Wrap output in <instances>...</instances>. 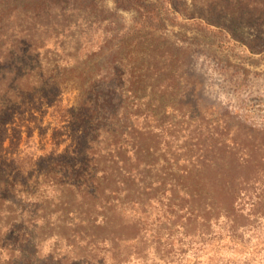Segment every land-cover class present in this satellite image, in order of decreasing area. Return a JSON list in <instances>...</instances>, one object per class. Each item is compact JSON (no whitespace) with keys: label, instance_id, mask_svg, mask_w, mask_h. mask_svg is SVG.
I'll return each mask as SVG.
<instances>
[{"label":"rangeland","instance_id":"374dc122","mask_svg":"<svg viewBox=\"0 0 264 264\" xmlns=\"http://www.w3.org/2000/svg\"><path fill=\"white\" fill-rule=\"evenodd\" d=\"M41 1L17 4L33 10ZM177 2L70 0L75 11L54 10L19 35L9 62L29 79L20 90L37 70L57 86L33 84L21 116L0 103V264H264V30L206 27L172 5L182 10L191 0ZM58 86L72 114L85 105L79 94L94 97L96 116L68 125L76 135L88 127L90 136L99 116L115 112L133 126L115 185L95 194L91 183L84 207L60 206L66 192L39 174L60 121L45 93ZM68 126L61 140L75 145ZM18 151L35 162L23 189L8 183L16 174L7 159ZM200 179L212 195L198 201L188 195L201 190Z\"/></svg>","mask_w":264,"mask_h":264},{"label":"trees","instance_id":"16d2710c","mask_svg":"<svg viewBox=\"0 0 264 264\" xmlns=\"http://www.w3.org/2000/svg\"><path fill=\"white\" fill-rule=\"evenodd\" d=\"M177 1V3H179V0ZM202 1L205 2V6L199 5L198 8H196V0H191L188 5L182 3L184 5L182 10H180L179 4L173 3L172 5L177 11L184 13L186 17L192 15L195 19H203L206 23V27L210 25L219 28H242L248 26L259 31L264 30V0ZM17 3L18 0H0V51L1 48L5 46L2 59L0 60V62H2V64H0V103L3 102L2 100H6L8 105H13V111H10L11 117L15 115L21 116L24 114V110H30L26 105L33 103L34 100L33 96L35 95H32V93L29 95V92L32 91V85H41L46 82L50 76L45 73L38 75V70L35 72L33 71L32 73L34 74L32 75L34 78L36 77V79L30 81L31 84L28 90H20L22 87L21 85L27 83L29 79L24 74L15 75L16 72L14 70L10 71L13 67L11 65L12 63L9 62L10 58L15 55L19 47V40L21 39L19 35L23 36L32 29L36 30L42 27V25L38 24H42L43 21L47 22L52 18L51 16L55 14L54 10L61 15L75 11L72 8L70 0H42L40 2L41 4L39 3L38 6L35 5L36 8L33 10H26ZM14 27L16 28L12 29ZM13 51L14 53H12ZM1 53L2 52H0V54ZM21 73L23 72L21 71ZM66 83V81H63L62 84L59 85L66 89ZM53 84L56 88L57 83L52 82V80L45 83L47 88ZM60 86H58V93L53 90L47 92L49 96L45 93L48 98L44 100V102H47V107L53 109L51 111L53 119L55 118L54 114H56L60 121H55L58 129L54 131L51 136L48 151L49 157H47L49 161L47 165L48 168L43 173L41 172L39 174L41 175L40 177L47 182L46 186L48 188L57 186L62 188L59 189L60 193L68 192V194L64 193L60 195L61 197L57 199L60 206H65L67 207L66 209H69L75 201L80 200L78 201L79 207H84L82 199V197H84L83 192L92 188L91 183H94L93 188L95 187L96 189L95 194L102 185H115L117 181L116 173L121 169L117 168V165L119 163L124 165V160L120 158V148L123 143L122 139L134 131L133 126L125 122L126 117L122 119V116L119 117L115 112L108 118L99 116L100 120L96 123V129L98 131L94 132L95 130L93 131L90 129L88 131L91 133L90 136L87 137L88 134H86V129H89L88 127H86L85 130H81L84 135H76L78 129L77 127H69L70 123H82L84 119H90L96 116V112H89L92 106L90 102L94 100V97L92 99L88 96L90 93L89 89L79 94V97L82 98L85 105H83L82 109L76 114H72V107H68V104L63 105L62 103L61 96L63 88H59ZM130 89L131 93H133L132 88ZM69 114L72 115L68 116ZM60 122L66 123L67 125L61 126L59 124ZM67 126L72 129L71 140H77V144L75 145L71 143L65 145L67 140H61V136L64 133L63 128ZM6 137L5 130L4 137L0 141V147H2L3 142L7 139ZM18 139L19 136L17 137V140ZM19 153L18 151L15 154H10V157L7 159L8 167L11 169V172H15L16 174L14 176L12 175V182L9 180L8 183L9 187L23 189L24 185L22 184L30 179H35V162L28 161L29 159H20ZM65 156L69 157L70 163H66L62 160ZM209 166L214 168L216 164L213 165L211 163ZM23 175L26 176L24 177L26 180L20 179ZM200 182L202 184L201 190L196 186L197 188L195 191L198 192L188 195L190 198H195L198 201L206 200L207 197L212 195L206 188V184L209 186L211 185L204 181L202 183L201 179ZM225 185L226 182H222V186L225 187ZM66 189L68 191H66ZM113 189L114 188H109L104 191L111 193L114 191ZM79 191L80 194L78 193ZM213 192L214 190H212V193ZM103 224L107 226L108 219L102 218L99 226L102 227ZM118 241H120L119 238ZM12 260L13 259L9 257L4 264H17L13 263Z\"/></svg>","mask_w":264,"mask_h":264}]
</instances>
